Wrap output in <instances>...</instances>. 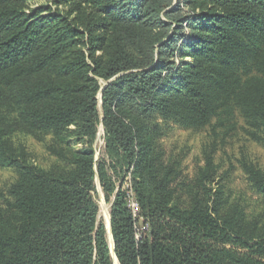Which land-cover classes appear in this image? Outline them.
Here are the masks:
<instances>
[{"label": "trees", "instance_id": "1", "mask_svg": "<svg viewBox=\"0 0 264 264\" xmlns=\"http://www.w3.org/2000/svg\"><path fill=\"white\" fill-rule=\"evenodd\" d=\"M26 1L0 0V168L16 173L1 196L0 264H114L92 197L94 152L74 150L61 133L73 126L80 140L94 135L99 80L116 76L101 90L106 149L133 168L148 225L137 237L125 195L116 193L117 263L264 264V214L229 201L219 182L228 174L214 163L216 141L235 133L237 116L264 148V0H183L186 10L180 1L167 10L174 0H79L89 12L74 20L29 16ZM176 53L191 61L176 66ZM154 115L210 128L195 179L180 178V159L166 157L160 124L146 123ZM15 134H51L46 149L56 165L30 164ZM238 163L264 203V169L245 156ZM97 172L108 201L103 164Z\"/></svg>", "mask_w": 264, "mask_h": 264}, {"label": "rangeland", "instance_id": "2", "mask_svg": "<svg viewBox=\"0 0 264 264\" xmlns=\"http://www.w3.org/2000/svg\"><path fill=\"white\" fill-rule=\"evenodd\" d=\"M179 1L180 6L186 10V7H184L182 3L183 0H174L172 6L167 10L173 8ZM87 12H89L88 7L85 4H81L79 0H27L25 3V13L29 16L61 14L68 17L70 20H74L77 17H83ZM162 19L165 20L164 16H162ZM183 32L185 35L190 34V30L186 27ZM182 46L183 44L181 42L178 43L179 49H182ZM84 50L86 51L87 49L85 48ZM171 59L175 62L176 66H179L182 61H191L190 58H182L179 53H176ZM116 77L114 78L116 79ZM114 78L108 81L99 80L101 90L111 84L115 80ZM101 90L96 96L97 105L94 135L90 138L80 140L74 132V127L71 126L64 129L61 136L66 138L74 150L78 151L90 147L94 152V160L96 163L94 180L95 190L92 193V197L98 208L97 223L105 226L111 250L109 233L106 222L101 214L100 203L103 200L110 221V208L115 199L116 193L122 192L126 195L130 190L133 192V168L129 167L126 169L124 159L120 156L114 155L106 149V136L102 122L103 106ZM237 121L238 128L235 133L226 137L222 141L220 139L216 141L217 147L214 154V163L219 168L218 172L220 175L223 176L226 173L228 174L227 177H224L226 179H224L222 183L221 181L219 182L220 185H222L225 194L229 196L230 202L241 204L249 216L263 215L264 203L248 186L245 175L240 169L238 162L243 156H245L260 168L264 169V148L249 141L245 136L243 131L244 124L239 116H237ZM155 122L160 124L162 128V135L159 137L158 143L164 149L166 157H176L180 159V178H183L186 181L195 179L199 169L204 166L203 148L212 142L210 128L207 127L202 130L193 131L184 129L173 123L166 125L156 115H154L153 118L148 119L146 123L151 125ZM51 140V134L46 135L43 138V141H38L31 136H24L22 134H15L12 138V141L18 150H25L30 164L46 171L52 169L54 165H56L55 163H57V159L46 149L47 145L51 143ZM101 164L105 167V172L113 186V192L110 194L108 201L105 200L104 191L101 187L97 172V167ZM15 179L16 173L13 168H0V202H2L1 196H6L7 189ZM211 187L214 189L217 186L213 183L211 184ZM136 229L139 232V235L144 234L148 230V225L145 224L144 220L139 218L136 221ZM114 264H116L115 261Z\"/></svg>", "mask_w": 264, "mask_h": 264}, {"label": "built area", "instance_id": "3", "mask_svg": "<svg viewBox=\"0 0 264 264\" xmlns=\"http://www.w3.org/2000/svg\"><path fill=\"white\" fill-rule=\"evenodd\" d=\"M126 206L129 209L132 218L136 222L140 217V209L139 205L135 199L134 193L130 190L129 193L125 195ZM137 231V229H136ZM139 236V232L137 231V237Z\"/></svg>", "mask_w": 264, "mask_h": 264}, {"label": "bare ground", "instance_id": "4", "mask_svg": "<svg viewBox=\"0 0 264 264\" xmlns=\"http://www.w3.org/2000/svg\"><path fill=\"white\" fill-rule=\"evenodd\" d=\"M100 208H101V214H102V216H103V218H104V220L106 222L107 229H109V226H108V223H109V214H108L107 208H106L103 200L100 203Z\"/></svg>", "mask_w": 264, "mask_h": 264}, {"label": "water", "instance_id": "5", "mask_svg": "<svg viewBox=\"0 0 264 264\" xmlns=\"http://www.w3.org/2000/svg\"><path fill=\"white\" fill-rule=\"evenodd\" d=\"M115 79V78H114ZM109 83V82H108ZM109 229H108V233H109V238H110V245H111V253L114 257V261L115 263L117 264V260H116V257L114 255V247H113V240H112V236H111V227H110V221H109Z\"/></svg>", "mask_w": 264, "mask_h": 264}]
</instances>
